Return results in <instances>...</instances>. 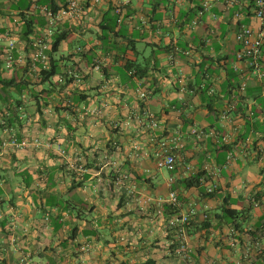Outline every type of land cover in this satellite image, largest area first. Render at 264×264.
Here are the masks:
<instances>
[{
    "label": "crops",
    "instance_id": "1",
    "mask_svg": "<svg viewBox=\"0 0 264 264\" xmlns=\"http://www.w3.org/2000/svg\"><path fill=\"white\" fill-rule=\"evenodd\" d=\"M117 1L80 0L81 13L56 23L69 32L55 56L76 79L32 77V89L0 90L22 100L18 116L2 104L10 130L41 142L11 146L0 115V264H264V77L237 59L233 15L239 8L257 30L249 0L215 2L196 24L205 0H119L115 13ZM43 6L0 0V31L17 40L0 77L18 75L31 55L21 13L32 39L46 26ZM162 143L175 157L171 171L156 167ZM190 175L199 185L184 187ZM170 188L179 206L158 203ZM191 209L186 258L168 221Z\"/></svg>",
    "mask_w": 264,
    "mask_h": 264
},
{
    "label": "built area",
    "instance_id": "2",
    "mask_svg": "<svg viewBox=\"0 0 264 264\" xmlns=\"http://www.w3.org/2000/svg\"><path fill=\"white\" fill-rule=\"evenodd\" d=\"M98 0H95L97 2ZM221 0H205L201 4V8L197 10V14L195 19L192 21L193 24L198 22V18L206 11H208L212 4L215 2H219ZM225 7L233 8L235 6H239L238 0H222ZM66 4L63 8L59 9L56 12H52V10L46 6L40 8V12L46 18L47 24L45 26V35L33 38L32 45L33 49L31 52V57L34 61H39L40 63L47 62V55L44 52L45 49H48L50 46V32L51 26L54 22L61 20L63 18L70 19L77 16L81 13L82 8L80 5V0H65ZM118 6L115 8V13H120V6L124 4V1H117ZM126 3V2H125ZM252 14L259 20V27L257 30H253L249 25L242 22L241 19L243 17V13L239 10H236L233 15L237 20V30L235 32V40L239 44V49L236 52V57L240 61H244L249 68H251L252 72L264 77V69L261 67L260 56H261V46L262 42H264V0H252L251 1ZM44 34V33H43ZM4 41L5 45L2 50V57L4 59L5 68H11L12 64L15 62L14 50H15V42L16 39L7 35V33L0 32V42ZM34 64V63H33ZM35 67V65H34ZM71 75L77 77V73H72L68 71ZM57 80L63 81L65 79L64 74H57ZM246 83L245 81L241 82L239 85V89L241 91L245 90ZM138 97L141 100H145L147 98L146 91L139 86L137 88ZM225 116V113L223 114ZM151 125H156V123L151 120ZM191 133L196 137H201L203 135V131L192 128ZM10 145L15 148H24L28 145L38 146L41 144L37 137L32 139L30 138H22L18 140L16 137L12 136L9 141ZM61 152H63L61 150ZM175 166V157L174 154L171 153L167 148L165 143H162V148L159 152H157L156 159V167L161 169L173 170ZM128 178V174L123 172L118 181L121 182ZM174 177L170 176L168 178V184L171 185L173 183ZM213 190V186L207 188V192H211ZM159 204L168 203L172 205L179 206L180 200L178 198V194L175 189L170 188L166 197H161L158 200ZM195 214V210L191 209L189 212L177 216H173L169 219L168 225L169 227L176 228L179 233V251L182 252L186 258L189 256V247L187 244V239L185 235V228L189 225L191 218ZM203 217L206 218V214H203ZM25 264H28L25 262Z\"/></svg>",
    "mask_w": 264,
    "mask_h": 264
},
{
    "label": "trees",
    "instance_id": "3",
    "mask_svg": "<svg viewBox=\"0 0 264 264\" xmlns=\"http://www.w3.org/2000/svg\"><path fill=\"white\" fill-rule=\"evenodd\" d=\"M251 1L252 0H249L250 4H251ZM39 3H40V5H44L48 8H50L53 13L58 11L59 9L63 8L66 4V2H64L62 7H58V6H56V3L54 2V0H39ZM87 5H88V3L86 2L84 6H87ZM195 6L196 5H194L190 9L191 12H193V11L195 12V8H196ZM250 7H251V5H248L246 7V9L244 10V12L248 13L250 11ZM121 8H122V5L120 6V9ZM21 15H22L21 18L23 19L24 25H23L21 32L19 33V35H20L19 37L22 40L28 42V46L31 47V49H33L34 48L32 45L33 38H37V37L45 35V27L43 28L42 33L34 36L31 39L29 37V35H31L33 33L32 19H28L24 13H21ZM65 19L66 18H63L61 20H65ZM61 20H58V21H61ZM57 22H54V24L51 26L52 30H51L50 36H49L50 46L48 49L44 50V52L47 55V62L45 64L40 63L39 61H34L31 57V55L26 56L24 59V63L22 64V68L20 69V73L18 75L11 76L9 78L0 77V90L2 93H7L6 89L11 85L16 87L19 91L21 88V84H24L26 87H29L28 85H30L31 83L28 82V80H29V78H32V77H34L36 79L35 83H45V82L51 83L54 76H57V74H64L65 79L63 81H59V80H57V78L54 79L55 81L53 80V82H55L58 85L68 84L72 80L76 79L75 76L71 75V73H69L68 71H71L72 73H77V72L70 67H64L63 69H61L60 59L56 58V56H55V53L58 51L61 42L67 37V34L69 32V29L55 28ZM46 24H47V20H46ZM0 32L1 33H7V35L13 37L12 35L8 34V32H2V31H0ZM16 43H17V40L15 42V50H16V46H17ZM1 57L2 56L0 54V65H1L2 61L4 63V60ZM13 65L14 64H12L11 68L13 67ZM34 65H35V67H34ZM4 67H5V65H4ZM17 78H18V80H17ZM53 84L54 83H52V85ZM29 88L32 89V87H29ZM0 100L2 101V103L0 104V109L2 107V104H5V107L9 112L10 111L14 112L15 115L18 116L16 111H19L22 108V105L19 104L22 102L21 98H18V103L17 102L12 103V102H10L9 99H7V98L5 99L1 96H0ZM37 100H38V98H36V101ZM0 115H1V117L3 116V120H2L1 124L4 127V130L8 134V141L11 140L12 136L16 137L18 140H21L22 138H19L17 136V134L13 130H10L9 126L6 124V122H12L13 121V119H12L13 116L7 115L6 112H3V110L0 111ZM182 183H183L184 187L197 186V185H199V176L198 175H190V176L184 178L182 180ZM170 205L175 206L172 204H170ZM223 211H225V213L228 214L231 218L236 213V211L234 209L227 208V207L223 208Z\"/></svg>",
    "mask_w": 264,
    "mask_h": 264
}]
</instances>
